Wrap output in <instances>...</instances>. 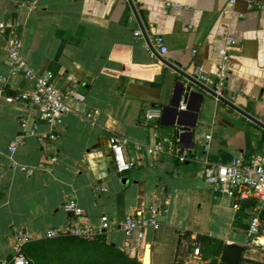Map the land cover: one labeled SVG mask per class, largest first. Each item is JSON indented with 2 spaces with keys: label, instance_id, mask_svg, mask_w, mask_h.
<instances>
[{
  "label": "crops",
  "instance_id": "0c3cea01",
  "mask_svg": "<svg viewBox=\"0 0 264 264\" xmlns=\"http://www.w3.org/2000/svg\"><path fill=\"white\" fill-rule=\"evenodd\" d=\"M131 3L138 18L128 0H0V21H15L11 34L20 39L23 59L35 74L51 75L67 106L55 140L29 136L9 151L31 111L7 97L30 91L34 80L11 71L5 51L10 33L0 31V261L8 264L19 247L27 257L28 245L53 238L46 236L50 229L65 232L78 223L62 208L73 201L89 224L99 225L106 215L105 243L140 262L145 244L150 264H202L210 256L199 255L198 243H220L222 249L243 247L238 264H264V235L260 243L247 235L253 203L235 209L202 175L207 162L264 151V0ZM227 36L235 42L224 99L233 107L203 89L199 78L214 77ZM176 81L194 91L182 92L185 109L180 100L177 110L170 105ZM152 109L159 116L146 118ZM46 130L40 124L39 131ZM112 136L129 140L123 148L132 163L127 172L116 171ZM166 138L173 146L157 156L133 146ZM98 184L105 190H96ZM152 208L161 211L158 227L125 237L119 222Z\"/></svg>",
  "mask_w": 264,
  "mask_h": 264
},
{
  "label": "built area",
  "instance_id": "2783aa9c",
  "mask_svg": "<svg viewBox=\"0 0 264 264\" xmlns=\"http://www.w3.org/2000/svg\"><path fill=\"white\" fill-rule=\"evenodd\" d=\"M14 20L0 21V31H9L10 35L6 41L7 63L14 73H20L26 79H33L34 85L30 91H19L13 96H8L9 100L25 102L31 115L21 120V133L17 135L8 145L9 151L22 144L24 139L29 136L36 137L37 140L43 141V135L46 134L49 140H55L58 135L57 127L61 124L63 115L67 109L64 102V94L55 88L51 83L49 73L35 74L30 66L26 63L20 53V39L11 33L16 28ZM139 35L140 31L134 33ZM156 42L160 52H165L166 48L162 47L163 39L156 37ZM234 39L231 36L225 38L223 48L220 50L221 61L217 67L214 77L200 75V79L214 93L215 98H225V79L227 72V63L230 51L234 46ZM4 94V88H0V95ZM185 99L180 100V109H185ZM158 109L147 111L146 118L150 119L159 116ZM30 118V122L28 119ZM40 124L47 127L45 132L39 131ZM180 133L183 130H179ZM129 144L125 137L112 136L110 138V151L114 158L116 171L124 173L131 169L132 163L127 161L123 148ZM135 149H146L151 156H157L163 153L167 147H172L173 142L170 139H164L154 145L145 146L135 143ZM207 148V146L205 147ZM181 159L185 158L183 153ZM55 160V158H52ZM204 182L212 189L216 196L225 197L232 202L235 209L242 207L244 202H252L251 215L248 217L247 235L253 242L264 235V151L261 154H250L248 156L232 157L227 163H206L202 171ZM96 190L103 191L105 187L101 184L95 186ZM62 208L67 213H72L79 217L78 223L67 228L65 232L56 229H50L46 236L56 237L60 234H70L82 238H95L103 235L110 227V220L106 215L101 216L99 225H92L84 221L82 211L73 201H65ZM161 213L159 208H152L148 212L133 211L119 222V228L125 237L137 234L141 237L142 232L147 227H158L157 216ZM17 237L23 240L27 235L18 232ZM198 254V249L194 250ZM0 264H5L0 261ZM8 264H30L29 259L23 254L20 247L12 255Z\"/></svg>",
  "mask_w": 264,
  "mask_h": 264
},
{
  "label": "trees",
  "instance_id": "16d2710c",
  "mask_svg": "<svg viewBox=\"0 0 264 264\" xmlns=\"http://www.w3.org/2000/svg\"><path fill=\"white\" fill-rule=\"evenodd\" d=\"M217 253H220L222 244H214ZM53 247L58 257H75L79 259V264H141L135 256L129 255L122 249L117 248L113 243H105L103 236L95 238H82L70 234H61L53 238H46L38 242L31 243L24 250L27 257H34L35 252L40 248ZM40 258L37 262L42 261ZM206 259V258H203ZM84 260H87L86 262ZM85 262V263H84ZM202 264H227L211 258Z\"/></svg>",
  "mask_w": 264,
  "mask_h": 264
},
{
  "label": "water",
  "instance_id": "95a60500",
  "mask_svg": "<svg viewBox=\"0 0 264 264\" xmlns=\"http://www.w3.org/2000/svg\"><path fill=\"white\" fill-rule=\"evenodd\" d=\"M128 1H129L130 5H131L132 11H133L135 17L138 18L137 13L135 11V8L133 7V5L131 3V0H128ZM167 64L170 67H172L173 69H175L176 71L181 72L176 67L171 65L170 63H167ZM181 74L183 76H185L189 81H193L194 83H197L193 79H191L190 77L185 75L184 73L181 72ZM202 88L205 89L211 95L215 96L214 93L210 89H208L206 87H203V86H202ZM183 91H186L189 95L190 94L191 95L194 94V91H192L190 89V86L184 85V83H182L180 81H176L175 89H174V100L170 104L172 106V108H174V110H177V108L179 106V100H180V97H181V94H182ZM199 96L201 98V95H199ZM219 100L223 101L224 103H226L229 106L233 107V105L230 102H228L227 100H225L224 98H219ZM187 107L188 106L186 105V108ZM169 108H171V107H169ZM179 113L181 114L183 112L179 111ZM186 133H187L188 136H191V132L190 131H186ZM257 243H260V242L257 241ZM242 251H243V247L240 246V245H236V244L225 245L223 247V249H222L220 260L222 262L227 263V264H238V262L240 260V257H241ZM141 263L142 264H150V261H149V244H145L144 253H143V256L141 258Z\"/></svg>",
  "mask_w": 264,
  "mask_h": 264
},
{
  "label": "rangeland",
  "instance_id": "374dc122",
  "mask_svg": "<svg viewBox=\"0 0 264 264\" xmlns=\"http://www.w3.org/2000/svg\"><path fill=\"white\" fill-rule=\"evenodd\" d=\"M198 247H199V255H202L203 257L210 256V259L215 258L217 261H220L219 260L220 254L214 256V254L217 252L216 251L217 247L214 244L206 243L204 245V244L198 243ZM56 257H58V254H56V251H54V248L48 246L45 248L38 249L35 252L34 257H28V258H29L30 264H79V259L83 261L82 258L65 257V256L58 258L56 260L55 259ZM40 258H43V259H41L42 261L38 263L37 261ZM84 261L86 262L87 260H84ZM97 262H98L97 264L101 263L100 261H97ZM200 263L201 262H197V264H200Z\"/></svg>",
  "mask_w": 264,
  "mask_h": 264
}]
</instances>
